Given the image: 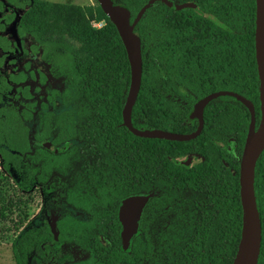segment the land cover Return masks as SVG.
<instances>
[{
	"label": "trees",
	"instance_id": "1",
	"mask_svg": "<svg viewBox=\"0 0 264 264\" xmlns=\"http://www.w3.org/2000/svg\"><path fill=\"white\" fill-rule=\"evenodd\" d=\"M176 1H192L194 6L177 9L155 0L135 23L134 31L140 38L141 78L131 109L132 125L189 132L195 127L190 113L197 100L212 91L232 90L255 105L256 126L260 109L254 0ZM113 2L126 7L132 20L148 0ZM49 8L52 11L53 6ZM94 11L96 19L105 20L102 27L75 21L86 58L79 56L62 35L44 40L38 30L40 23L39 27L33 25L37 38L49 41L52 58L66 52L69 55L70 95L77 106L76 115L72 110L43 112L36 139L51 137L54 144L73 138L83 141L86 155L104 158L102 162L93 161V169L116 173L115 185L122 194L126 193L125 186H137L139 173H146V184L156 181L168 192L192 190L195 197L190 209L199 221L178 228L175 234L186 237L178 240L180 245L174 254L168 251L170 264H231L241 227L238 166L249 122L247 107L228 94L212 98L203 108L200 133L188 140L133 134L122 123L121 115L130 83L126 51L99 4ZM45 12V7L38 8L39 14ZM39 14L32 21L37 22ZM4 91L0 85V165L17 186L26 188L33 174L38 176L45 168L41 157L31 158L34 149L25 123L31 116L29 108L2 104ZM188 154L200 155L201 159L192 165L177 160ZM254 191L261 222L257 264H264V149L255 163ZM199 195L205 200L200 201ZM208 204L214 210H209ZM35 230L43 234L41 227ZM206 235L211 237L208 242L203 239ZM35 243L41 253L40 240ZM12 251L17 264H29L28 225L15 235ZM87 253L91 257L96 254L91 247H87ZM109 254L99 251V262L109 264Z\"/></svg>",
	"mask_w": 264,
	"mask_h": 264
},
{
	"label": "rangeland",
	"instance_id": "2",
	"mask_svg": "<svg viewBox=\"0 0 264 264\" xmlns=\"http://www.w3.org/2000/svg\"><path fill=\"white\" fill-rule=\"evenodd\" d=\"M97 4V0H31L29 2V20L26 22L21 34L23 36L24 54L20 60L23 63L22 73L25 77L17 86L12 85L8 90L4 89L5 91L2 94V104L9 103L19 109L27 107L30 110V119L26 120L25 123L29 129V140L34 149L31 154L32 160L41 157L45 168L43 173L57 172L66 182V198L61 200V207L57 209L50 206L47 209V215L50 218L48 223L51 229H55V224H53L55 215L62 211L67 200L76 201L75 191L87 192L91 200L95 190L99 189L98 191L108 193L110 189L107 188L110 184L106 182V176H104L103 183L95 182V187L88 188L90 184L85 180L86 178L82 173H97L93 169V161L102 162L104 158L97 156L99 159H95L92 155H86L83 152V141L73 138L54 144L51 143V137L37 140L34 135L40 128V116L43 112L49 111L58 114L65 110H72V113L76 115L77 106L70 95L69 74L71 68L69 55L66 52L55 56L56 59H54L55 57L52 58L51 54H48L49 41H40L36 36L37 33L33 31V25L37 24L38 26L40 23L38 30L44 40H47L50 36L62 35L74 47V51L79 56L86 58L87 50L83 49V43L78 36L79 29L75 21L77 20L80 24L89 23L92 28L102 27L105 20L95 18L94 10ZM51 5L53 6L52 11L49 8ZM40 6L46 8V12L42 15L38 13ZM37 14H39L37 22L36 20L32 21ZM8 55V52L0 54V69L4 68L3 61L6 60ZM8 64L10 66V61ZM17 71V67H15L14 73H17ZM260 92L258 81L259 109L261 103ZM43 149H46V152ZM166 188L165 186L163 189ZM53 189L52 185L47 193L52 192ZM168 193L173 196L175 203L178 197L188 198L187 210L178 209L180 206L176 203L177 212H175V208L172 209L170 206L171 201L165 204L168 211L173 210L169 216L170 224L168 227L175 225V228L166 231L168 235L172 236L177 231L176 227H190L195 222L194 210L190 209L193 202L191 196H194V192L192 190H181L175 193L171 190ZM71 195L74 196V199ZM43 196L44 193L38 185H27L26 188L17 186L0 165V264H17L12 251V241L18 231L31 223L32 215H35L34 223L47 222V218L41 216L42 213L39 209ZM198 198L201 199L200 201L205 200L203 195H199ZM173 206L175 207L174 202ZM207 208L211 211L214 210V206L211 204H208ZM71 210L78 220L84 221L83 211L73 208ZM166 228L167 226H165ZM152 230L153 233L156 231L153 226ZM62 244H71L66 245L67 250L75 247L74 242L68 243L67 240H63ZM67 250L63 254L62 259L65 261H62V264H76L74 259L69 260L68 257L71 252Z\"/></svg>",
	"mask_w": 264,
	"mask_h": 264
},
{
	"label": "flooded vegetation",
	"instance_id": "3",
	"mask_svg": "<svg viewBox=\"0 0 264 264\" xmlns=\"http://www.w3.org/2000/svg\"><path fill=\"white\" fill-rule=\"evenodd\" d=\"M30 1L0 0V54L2 52L9 53L6 60L3 61L4 68L0 69V85L7 90L12 85L17 86L25 77L22 73L23 63L20 60L24 54L23 36L21 34L26 22L29 20ZM159 1L167 7L177 9L194 6L192 1ZM185 3H193V5L177 7V5ZM15 67H17V73H14ZM192 118L195 120V129L198 120L196 117ZM39 126H42V123H39ZM200 159L201 156L197 154H188L186 157L177 158L179 162L189 165ZM82 174L90 184L88 188L95 187V182L103 183V177L106 176V182L110 184L107 189L110 190L108 193L98 191L99 189L95 190V197L92 196L91 200L87 192L75 191L76 201L67 200L66 207L64 206L62 211L55 215L53 220L55 229H51L48 223L50 218L47 215V209L50 206L57 209L61 207V200L66 198V182L59 173H38V176L33 174L28 185L41 187L44 196L39 209L42 213L41 216L47 218V222L34 223L35 215H32L31 223L28 225L30 231L29 264H62V261H65L62 257L67 250L66 245H71L62 244L63 240H67L68 243L74 242L75 247L67 251L71 252L68 257L69 260L74 259L76 264H107L106 262L100 263L97 258L98 252L102 250L109 252V255L112 256L109 264H170L172 260L168 258V251L174 254L180 245L178 240L186 237V235L175 234L170 236L167 234L166 231L172 230L175 225L168 227L170 224L169 216L173 210L168 211L165 204L171 201L170 206L172 209L175 208V212H177L176 203L180 206L178 209L187 210L188 198L178 197L175 203L173 196L166 192L168 189H163L165 186L156 185V181L146 184V173H139L140 180L137 186H125L123 188L126 191L125 194H122L121 190H118L115 185L117 182L116 173ZM52 185L53 191L47 193ZM136 194L147 196V200L138 213L135 232L130 236L127 246L123 247L119 205L126 196ZM71 196L74 199V196ZM71 208L83 211L84 221L78 220L73 215ZM152 226L156 229L154 233ZM165 226H167L166 229ZM39 227L42 228L43 234L36 233L35 229ZM176 230H178L177 227ZM54 231H56V240H53ZM36 237L40 240L41 253L36 250ZM210 238L209 235H206L203 239L208 242ZM87 247L94 249L95 256L91 257L87 253Z\"/></svg>",
	"mask_w": 264,
	"mask_h": 264
},
{
	"label": "water",
	"instance_id": "4",
	"mask_svg": "<svg viewBox=\"0 0 264 264\" xmlns=\"http://www.w3.org/2000/svg\"><path fill=\"white\" fill-rule=\"evenodd\" d=\"M148 0L131 20L130 11L113 0H97L102 11L114 24L124 45L129 67L130 83L121 110L122 123L135 135L156 137L172 140H188L195 137L203 125V108L214 97L228 94L242 102L249 111V122L238 166V193L241 206L240 236L231 264H257L261 244V222L254 191V168L257 158L264 149V0H254V52L260 84V114L257 125L255 105L246 97L232 90L212 91L193 104L191 117L198 120L196 128L191 132H175L165 129H139L131 123V109L135 102L141 78L140 38L134 31L135 23L140 19ZM166 1V0H163ZM193 5V3L179 4ZM147 196L129 195L123 198L119 205V217L122 222L121 239L123 247L127 246L130 236L135 232L136 221L140 208ZM56 240V231L53 232Z\"/></svg>",
	"mask_w": 264,
	"mask_h": 264
}]
</instances>
